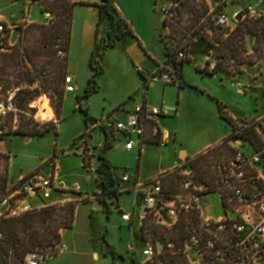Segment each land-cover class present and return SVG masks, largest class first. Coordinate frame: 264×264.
Returning a JSON list of instances; mask_svg holds the SVG:
<instances>
[{
	"label": "rangeland",
	"instance_id": "obj_1",
	"mask_svg": "<svg viewBox=\"0 0 264 264\" xmlns=\"http://www.w3.org/2000/svg\"><path fill=\"white\" fill-rule=\"evenodd\" d=\"M11 1L10 3L8 0H0V14L9 18L21 14L28 15L24 4L22 2L17 3L21 0ZM49 1L52 0H37L36 6L34 7L35 15L30 17V20L38 19L41 20L40 23L48 24L42 14L46 11L50 12L51 5ZM249 1L250 0H239L237 1L238 3H230L225 9L231 14L234 10L240 9L241 5L245 7ZM27 4L30 5L29 2ZM159 7L158 5V10ZM222 7L223 4L221 0H180V5L174 9V19L164 21L170 30L163 27V17L160 12L157 13V29L161 31L163 42L161 43L159 41V34L156 32L155 36L157 41L153 43L151 51L155 54L156 59L160 61L158 64L165 60L166 63L163 67L167 71L175 70L173 62L169 61L164 55V53L167 52L165 48L167 47L170 50L171 45L181 46L183 43H187V56L189 57L190 47H193L194 61L192 59L191 62L185 63L183 73L188 86L195 87V90L193 91L190 88H186L181 91L187 99L186 104L184 102L183 108L186 110L185 112L188 116L187 122L184 125V133L187 140H185L184 146L188 148L192 147L194 139L202 137L204 130H206L209 136L211 135V140L214 139L218 133L225 130L229 131L227 123L220 117L216 101L226 106V111L232 118L237 117L244 119L248 117L247 119L237 121L239 125L250 127V125L253 124L256 128L261 126L262 129H264L263 40L258 41L254 35L246 34L244 39L238 43L241 47L239 48V52L235 54V57H230L229 60L222 63L226 71L216 77H206L200 74L195 67V63H201L203 61L204 55L208 57L207 62H216V64L222 62L221 56L224 51L222 49V44L219 46V43L223 42V40L225 41L229 34L216 29L212 24L213 15L215 12L222 9ZM23 8L24 12H22ZM31 23H24L25 25L22 24L13 29L9 28L10 34L8 38L4 39V36H0V45L8 43L10 46H13L16 44L19 40V29ZM73 31L72 29V38L69 48L70 58L68 57L67 71L71 72L76 77L75 82L80 87V96H83L89 81L86 75L90 72L91 77L93 70L88 64H85V58H80L78 42L75 37L73 38ZM131 42L132 39L129 38L126 47H118L109 51L101 62L104 72L97 79L99 92L87 100L90 114L99 120L124 108L129 111L135 103L142 101L145 97L143 82L138 74L140 57L137 56L136 48H131ZM85 53L86 55H91V52H87V48L85 49L84 47L82 54L85 55ZM158 64L148 57L145 65H142L148 80L153 76L151 71H159V67H157ZM67 76H69L68 73ZM178 77L176 73V78L178 79ZM231 77L234 80H239L240 83H232ZM164 85L165 84L161 80L157 81L155 84H150L148 97L150 95V98L159 100L164 96L170 102L179 101V96L177 95L178 87L175 85L167 86L164 92ZM240 90L244 92H240ZM128 93H133L134 96L125 98ZM7 101V92L2 93L0 90V104L6 103ZM49 101L50 104H52L51 107L49 106ZM13 105L14 110L5 115L4 120L8 128L3 140L0 141V154H5L10 157L9 187L12 189L11 193L20 186L23 179L29 178L37 171L42 169L45 173H48L50 171V166L52 169L55 168L54 162H50L54 156L58 158L61 156L62 175L66 177V183L72 185L73 181L80 182L77 177L81 168L80 157L76 156V154H81L79 152L73 153L76 147L73 146V144L85 145L86 151L81 156H83V160H85V165L90 166L89 161L92 156L97 155L99 149L101 150L103 148V146L101 147L99 145L101 142H104L105 136H103L102 130L97 127L95 128V133H93V129L90 133V137H94L92 142H90L89 136H85L83 139L79 140V137L85 131L84 116L72 103V100L66 102L65 99L63 104L64 109L60 117L55 108V101L47 95H43L38 99L35 105L36 107L32 105L30 110L24 112L18 111L15 101H13ZM47 107L51 113L49 115L43 113ZM257 114L258 116H255ZM252 115L255 117L251 118L250 116ZM28 120H32L34 123L40 125L38 126L39 129L48 125L56 126L58 136L55 130L43 136H34L31 139V136L28 135H15L14 132L19 128L21 122L23 123ZM110 120L112 121V119ZM193 120H195V123ZM238 134L239 132L234 134V136L236 137ZM235 139L237 138L233 137L225 143L230 145V141H234ZM134 140H136V137H134ZM125 144V138H123L121 142H116L115 146L108 152V158L113 166L118 168L120 174L126 171L131 174L132 185L135 183L137 171L140 172L139 181H145L149 175H158L160 169L168 167L176 160V154L170 149L173 148L172 146L164 147L156 144H144L140 154L139 145H136L132 152H127ZM244 146V149H247L249 144L244 142ZM143 148L148 149L147 153ZM67 154H69V156H67ZM190 170H192V168L188 159L185 165L179 169V173L184 177L185 175L183 174ZM20 175H23V177L19 180L18 177ZM160 180L161 182H165L166 190H177V178L174 177V174H167L160 177ZM134 198V191L123 193L120 197L121 209L124 210L127 206H132ZM45 200L47 201V199ZM45 200L33 198L31 202L34 206H39L43 205ZM84 200L85 199H83V201ZM208 200H210L209 205L211 206V209L207 212L208 216L218 217L223 214V209L220 206L217 193H213L207 197L206 201ZM98 204L102 205L98 200L82 203L80 206V214L84 217H88L89 214L92 215L91 210H95ZM112 206L116 207L115 205ZM47 207H42L37 210ZM131 209L132 208H130L129 211H131ZM139 212L140 209L138 208L137 213ZM65 213V210L58 211V214L65 215ZM96 219L98 225L107 226L109 228V239L118 243V249H123L126 243H122L119 235L121 213L114 210L113 214L109 215V217L106 214H99L98 216L95 215V220ZM147 224L149 225V234L152 236L153 243L159 240L166 245L169 241L175 240L178 246L181 247L184 241L183 237L185 238L188 232L187 223L184 219L175 227H168L153 222L150 217ZM174 228H178L179 230L177 229L174 231ZM180 230L183 233L182 237L178 236V231ZM49 249L50 247H40L37 250L47 251ZM170 259L174 260L175 263L176 260L165 251L156 262L149 264H170ZM130 263L131 262L128 261L126 264Z\"/></svg>",
	"mask_w": 264,
	"mask_h": 264
},
{
	"label": "built area",
	"instance_id": "obj_2",
	"mask_svg": "<svg viewBox=\"0 0 264 264\" xmlns=\"http://www.w3.org/2000/svg\"><path fill=\"white\" fill-rule=\"evenodd\" d=\"M34 1L37 0H28L29 4ZM237 1L239 0H221L223 7L213 15V26L229 34L237 29L240 22L249 18L260 22L264 30V0H250L245 7L241 5L240 9L231 14L227 12L225 8L230 3H238ZM155 2L160 6L163 22L174 19V9L180 5V0ZM239 14L241 19L238 21ZM43 16L47 22L52 19L48 11ZM165 29L170 30L168 27ZM2 32L4 27L0 25V33ZM170 49L176 52L177 61L186 60L187 43L181 46L171 45ZM59 55H63V52H59ZM216 66V62L210 63L209 69L213 70ZM159 80L164 84L175 82V71H167L162 66L148 81L147 86L150 87V84ZM64 90L66 94L76 91L72 77H66ZM143 90L144 99L134 105L126 121H111L109 118L100 120V124L108 127L119 142L125 138V149L128 151L139 145L141 152L148 141L166 146L170 140L169 134L162 132L159 119L169 115L172 109L168 106H151L146 101L148 90ZM18 91L19 88L7 91L8 101L0 104V138L7 132L4 118L14 110L13 101ZM37 102L38 100L32 105L35 106ZM49 106H52L50 101ZM43 113L51 114L48 107ZM243 142L242 139L230 141V146L236 149V153L229 162L218 166L219 179L211 191H208L209 187L205 183L196 179L192 170L183 174L185 176L182 183L174 192L166 190L160 178L152 179L146 184L143 198L147 217L168 227H175L182 219L187 223L188 232L181 247L176 249V244L172 241L164 244L163 250L176 260L174 264H264V146L257 149L249 145L244 149ZM99 145L102 147L103 143ZM73 146H76L75 153L83 155L86 151L85 145ZM55 176L56 173L50 166L48 173L41 169L23 179L20 186L0 202V217H21L37 211L39 206H34L31 200L49 199L54 190ZM122 180L130 181L128 172L122 176ZM213 193L218 194L223 209V214L218 217L204 213L205 208L211 209L210 200L206 201V198ZM193 216L196 217L195 221L192 220ZM122 217L125 221L131 220L129 214H123ZM162 251H158L156 243H150L143 251V264L153 263ZM55 252L56 247H50L47 251L30 252L24 264H44Z\"/></svg>",
	"mask_w": 264,
	"mask_h": 264
},
{
	"label": "trees",
	"instance_id": "obj_3",
	"mask_svg": "<svg viewBox=\"0 0 264 264\" xmlns=\"http://www.w3.org/2000/svg\"><path fill=\"white\" fill-rule=\"evenodd\" d=\"M49 3L51 5L50 12L53 15L51 22L49 21L48 24L36 22L27 24L24 28L19 29L20 35L16 44L13 46L8 43L0 45V90L2 93H6L19 88L14 98L19 112L30 110L36 100L43 95H47L55 101V108L60 117L66 98L64 82L67 77L71 29L76 3L72 0H52ZM95 7L98 11L99 20L97 24V39L89 62L93 74L88 81L83 96L77 97L79 103L82 99H89L99 92L97 79L104 72L101 62L106 52L116 47L127 36L137 38L129 23L120 14L116 6V0H101L100 3L95 4ZM107 22L110 24V29L105 37L100 38L101 27ZM0 25L4 27V32L0 33V36H4V39L8 38L10 30L7 25L2 21H0ZM163 26L164 28L167 27L165 22H163ZM246 34L254 35L258 41H264L262 24L246 18L239 23L235 31L229 33L225 41L218 42L219 46L222 44L224 51L221 56L222 62H219L213 70L209 69L210 62H206L204 67L197 68L198 71L209 76L225 72L226 70H224L222 63L229 60L230 57H235L241 47L238 43L244 39ZM160 40L163 42L162 35H160ZM165 49L167 50L165 52L167 59L174 64L175 75L177 73L179 76V86L181 88L188 86L183 78V68L185 63L192 61L191 58L187 56L186 60L177 61L176 52L169 50L167 47ZM59 52H63V55H59ZM139 72L144 79L143 88L149 90L147 86L148 79L142 71ZM216 102L221 117L232 126L233 133L223 143L195 158L189 159L194 176L198 181L205 183L209 187L208 191L212 190L219 179L218 166L223 162H229L236 153V149L226 144V141L234 137L242 139L257 149L264 146V140L256 126H253V124L250 127L239 125L228 114L226 106L219 101ZM80 111L84 114L86 128L79 140L85 136L90 137L91 131L97 127L102 130L105 136L103 148L99 149L97 154L100 161L97 168V181L100 192L96 193L95 196L102 203L107 214L110 215L111 205L118 207L119 198L125 191V187L122 185L124 183L122 176L127 171L120 174L107 157V152L115 146L119 139L112 131H109L108 127L101 125L99 119L90 114L89 107H84L80 104ZM38 126L40 125L32 120L21 122L14 134L34 137L43 136L55 130L58 136L56 126L48 125L40 129ZM237 132L239 134L235 137L234 134ZM0 140L2 141L3 138H0ZM146 144L155 143L148 141ZM56 158L57 156H54L50 162H54ZM9 161L10 157L8 155L0 154V202L12 191L11 187H9ZM83 161L85 164V160ZM168 174H174V177L177 178L176 188L178 189L183 179L179 169H175ZM162 184L165 187V182H162ZM77 205V202H69L64 205H55L37 210L21 217L10 218L3 216L0 218V234H2V238H0V264H23L25 257L30 252H34L40 247L55 248L56 240L60 236L61 231L69 230L73 227ZM60 210H65V215L58 214ZM192 220L195 221L196 217L193 216ZM177 229L174 228V231ZM178 234L181 237L183 235L181 230L178 231ZM183 239L185 238L183 237ZM171 241L175 242V248L178 249L177 241ZM163 252L165 250L160 253L159 257ZM156 261L157 259L154 262ZM170 264H174V260L170 259Z\"/></svg>",
	"mask_w": 264,
	"mask_h": 264
},
{
	"label": "crops",
	"instance_id": "obj_4",
	"mask_svg": "<svg viewBox=\"0 0 264 264\" xmlns=\"http://www.w3.org/2000/svg\"><path fill=\"white\" fill-rule=\"evenodd\" d=\"M8 1H10V3L12 2L11 0ZM27 1L28 0H21L18 1L17 3L22 2L24 4V7L26 8L28 15L21 14L9 18L5 15L0 14V21L4 22L7 25L8 29L9 28L13 29L15 27L17 28L22 24L25 25L24 23H31V22L35 23V21L36 23L41 22V20L38 19L30 20V17L35 15L34 7L36 6V1L30 3V5L27 4L28 3ZM72 1L76 3L74 8L73 23H72V29L74 30L73 38L75 37L76 41L78 42V48L80 50V58L81 59L85 58V64H88L90 66L89 62L91 55H86V53L84 55L82 53L84 47L85 49L87 48V52L89 51L91 52V54L94 49L95 42L97 39V24L99 20L98 11L97 8L95 7V4L100 3L101 0H72ZM116 6L120 14L129 23L131 30L134 32L137 38L133 36H127L116 47L109 49L104 55V57L109 53V51L115 48L126 47L128 39L129 38L132 39L130 46L131 48H136L137 56L140 57L139 63L141 65L139 64L138 74L143 82V87H144V79L139 72L142 71L146 77V72L143 70L142 65L143 66L145 65L148 57H150L151 60H154V62H157V64L158 62H160L158 61V59H156L153 51H151L153 43L157 41L155 36L156 32H158L159 41L161 42L160 40L161 31L157 29V21H156L157 13L159 12L158 4L155 2V0H116ZM29 9L31 10V12ZM22 12H24V8L22 9ZM72 29H71V38H72ZM109 29H110V24L107 22L103 25V27H101V30L99 32L100 38L105 37ZM192 51H193V47L191 46L189 50V57L191 58V60L193 59V55H194ZM68 57L70 58V55ZM104 57L102 61L104 60ZM207 60L208 57L204 55L203 61L201 63H195L196 69L198 67H204L206 65ZM165 63L166 61L164 60V62L159 63L157 67L161 68L163 65H165ZM151 72L153 73L152 75L154 76L157 71L153 70ZM67 73L70 77H72L73 85L75 84L74 87L76 91L74 93L66 94V98H65L66 102L72 100V103L79 110H80V104H82L84 107H88L87 106L88 99H82L80 103L77 101V97L80 96V87L75 82L76 77L69 71H67ZM199 73L204 75L201 72ZM219 74H223V73H219ZM219 74H216L214 76H209V75H204V76L213 78L218 76ZM86 78L89 80L90 72L87 73ZM183 78L185 80V77ZM233 80L234 79L232 78L231 80L232 83ZM179 81L180 80L178 78L175 82L170 84H165L163 86L164 92L166 91L167 86L170 85L177 86L178 87L177 95L179 96V101L170 102L164 96L162 97V99L159 100L150 98V95L149 97L148 95L146 97V101L151 106H155V107L168 106L172 109L169 115L161 117L159 119V126L163 133L167 132L169 134L170 136L169 143L164 147L167 146L173 147L170 149L176 154V160L173 161L168 167L160 169L158 171V175H154V176L149 175L145 179V181H139L140 172L137 171L135 183L133 185L131 183L132 182L131 174H129L130 181L124 182L122 184L125 187L124 190L127 191V192L124 191V193H129L132 191L135 192V198L133 204L132 206H127V208L124 209L125 210L124 211L121 209L120 198H119L118 207H113L111 205L110 215L113 214L114 210H117L118 212L121 213L119 235H120V240H122V243H126L125 247L123 249L122 248L118 249L117 247L118 243L114 240L109 239V231H110L109 228L107 226L98 225L97 219L95 220V215L97 216L99 214L108 215L103 205L98 204L95 210L94 209L91 210L92 215L89 214L88 217H84L82 214H80L81 204L88 203L90 201H97L95 194L100 192V187L97 181V177H98L97 168L100 163L98 159V155L92 156V158L89 161L90 166H86L84 164L83 157L79 154H76V156L80 157L81 168H80V173L77 176L80 182L73 181L72 185H68L65 181L66 177L62 175L63 169L60 162L61 159L60 156L59 158L57 157L56 160L54 161L55 168H53V170L54 173H56L53 182L54 190L52 191L50 198L47 199V201L45 200V202L43 201L44 204L39 205V208L58 205V204L64 205L72 201L77 202L78 205L76 209V218L73 227L69 230L61 231L59 236L60 242L59 244L56 243L55 254L44 264H126L128 261L131 262L130 264H136V263L143 264L145 262L143 251L148 247L150 243H153L152 236H150L151 234H149L148 231L150 230L149 225L147 224L149 221V217H147V213L144 206V198H143V192L146 189V184L152 179L160 178L162 176L167 175L168 173H170L175 169H180L185 165L188 159L195 158L196 156L206 152L207 150L221 144L223 141L228 139L233 133L232 126L227 121H225L220 115V117L227 123L229 127V131L225 130L223 132H220L216 135L214 139L211 140V135L209 136L206 130H204L201 138H196L193 140L194 144H192L191 148L185 147L184 144L187 140L185 137L186 135L184 133V129H185L184 125L187 122L188 116L185 112L186 110H184L183 108V105L184 102L186 104L187 99L185 98L184 93H181V91H183L186 88H190L191 90L194 91L195 88L189 86L181 88L179 86ZM240 92H244V91L240 90ZM131 96H134V94L128 93L125 98H130ZM133 107L129 111H127L124 108L119 111L113 112L106 118H110L112 120L114 119V120L126 121ZM255 116H258V114ZM255 116L252 115L250 117L252 118ZM247 118L248 117H245L244 119ZM83 119L85 124V117ZM233 119L236 121L244 120L242 118H237V117H234ZM193 121L195 123V120ZM93 133H95V130ZM31 138L33 137H30V139ZM89 140L90 142H92L94 140V137L92 138L89 137ZM242 144H244V142ZM149 145H154V144H149ZM126 151L132 152L133 150L131 151L126 150ZM144 151H146L147 153L148 149H144ZM108 152H107V157H108ZM73 153L75 154V152ZM67 156H69V154H67ZM116 170L118 171V168H116ZM22 177L23 175H20L18 179L20 180ZM83 199L85 200L83 201ZM130 208H132L131 211H129ZM138 208L140 209L139 213H137ZM208 210H209L208 208L204 209V213L206 215H208L207 213ZM123 214L131 215V220L125 221L122 217Z\"/></svg>",
	"mask_w": 264,
	"mask_h": 264
},
{
	"label": "water",
	"instance_id": "obj_5",
	"mask_svg": "<svg viewBox=\"0 0 264 264\" xmlns=\"http://www.w3.org/2000/svg\"><path fill=\"white\" fill-rule=\"evenodd\" d=\"M240 19H241V14H239L237 16V20L239 21ZM233 83H239V80H233ZM257 129H258L260 135L262 136V138L264 139V130L262 129V127L258 126ZM59 242H60V237H58L57 240H56L57 244H59ZM156 246H157L158 251H162L164 249L165 245L163 243H161L159 240H157L156 241Z\"/></svg>",
	"mask_w": 264,
	"mask_h": 264
}]
</instances>
